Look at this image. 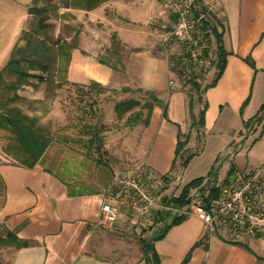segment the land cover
<instances>
[{"label": "crops", "instance_id": "0c3cea01", "mask_svg": "<svg viewBox=\"0 0 264 264\" xmlns=\"http://www.w3.org/2000/svg\"><path fill=\"white\" fill-rule=\"evenodd\" d=\"M220 7L223 18L219 29L228 55L222 75L202 94L201 101L195 96L196 91L192 94L185 89H173L166 94L169 63L153 53V46H142V49L138 46L139 51L132 52L126 62V72L141 87L158 93L159 102L140 135L139 164L160 175L171 170L180 131L190 133L186 153L195 154L185 171L203 176L212 162L217 159L220 164L223 158L220 170L225 163L228 165L225 177H221L219 170L218 184L233 166L235 169L261 166L264 173L263 123L244 127V120L256 115L264 103V0H221ZM159 30L147 29L163 36ZM213 45L217 60L215 40ZM249 55L256 68L244 60ZM73 59L78 65V69H73L75 80L87 84L89 79H96L102 85L111 81L113 68L91 54L79 55L75 50ZM214 66L205 77L217 73L216 62ZM192 96L195 115L205 108L203 122L196 127L191 125L189 100ZM248 97V103L241 110ZM51 145L32 168L20 165L6 152L0 153V238L5 239L11 232L28 243L22 247L14 242L0 245V264H126V259L115 257L117 247L114 246L122 244L120 236L126 232V224H119L122 216L116 226L121 231L115 232L116 228L106 231L97 226L106 183L89 189L96 190L94 194L73 188L67 174L61 176L62 169L48 161ZM64 168L68 170L69 163ZM179 172L183 170L181 159L177 158L171 172L173 178L165 192L177 188L180 193L189 182L181 184ZM169 222L166 219L157 223L153 238L161 232V225ZM153 242L160 264H183L188 253L189 260L184 264H264L257 257H264V237L235 244L220 231L210 234L204 223L193 217L171 227L163 239ZM106 250H111V255ZM142 258L132 264H148Z\"/></svg>", "mask_w": 264, "mask_h": 264}, {"label": "rangeland", "instance_id": "374dc122", "mask_svg": "<svg viewBox=\"0 0 264 264\" xmlns=\"http://www.w3.org/2000/svg\"><path fill=\"white\" fill-rule=\"evenodd\" d=\"M68 1L70 0H0V70L8 61L16 43H25L22 36L24 31H30L34 24L35 15L30 13L34 5L50 7L48 15L52 28L49 34L54 40H67L77 45L71 51L66 72V57L58 58L52 82L30 80L17 91L19 97L6 104L7 97L12 93L1 92L0 113L4 112L6 107L15 106L21 107L30 116L38 117V125L53 139L49 150L51 155L47 159L55 164V168L62 169L60 175L67 174L66 178L73 184V188L81 190L82 193L92 188H100V184L106 183L103 190L106 194L116 173L134 174L133 170L140 163L139 139L144 125L128 121V118L137 112L144 117L147 110L141 109V106L158 97L155 90L141 87L134 80V76L126 72V62L132 52L139 51L138 46H141L140 49L142 46H153V53L169 63L166 94L173 89H185L194 94V79L199 78L204 86L211 83L215 74L205 77L208 73L182 72L174 60L178 54L175 39H171L165 46L162 36L147 31L148 28L153 32L155 28H159L160 34V31L164 33L171 29L173 16L168 0H108L90 11L75 6L67 7ZM75 50L79 55L88 53L98 61L105 60L116 67L113 69L111 81L105 84L107 89L101 90L92 84V79H89L87 84L75 80L73 69L78 67L73 59ZM116 50L118 54L115 53ZM60 75L66 77V80ZM14 78L13 75H6L7 80ZM129 101L134 104L131 108H126L124 103ZM90 126L99 130L104 149L102 153L96 149V143L91 144L90 138L94 135L89 133ZM9 142L7 132L0 129V153H5L4 148ZM188 154L191 153H186V156ZM68 163L67 170L64 166ZM220 164L216 159L203 176L208 178L213 171L218 173ZM139 165L149 170L144 164ZM227 165L228 163H225L221 168V177H225ZM186 167L187 164L182 166L183 172H179L181 184L199 176L194 171H185ZM161 176L163 177L162 174ZM209 187L207 183L204 190H197V195L206 199L205 193L209 191ZM89 192L97 193L96 190ZM175 192L178 193L177 188L164 193L174 195ZM163 215L150 223L148 219H133L124 210L120 211L122 217L119 224H126V232L123 231L120 236L122 244L114 245L117 247L115 257L126 259V264L141 259L143 249L140 238L152 240L156 224L165 222L166 219L169 221L173 217L170 214ZM164 225L163 223L160 229H163ZM119 228L114 231H121ZM98 229L107 231L103 227ZM124 246L126 249L122 250L121 247ZM106 252L111 255L112 251Z\"/></svg>", "mask_w": 264, "mask_h": 264}, {"label": "built area", "instance_id": "2783aa9c", "mask_svg": "<svg viewBox=\"0 0 264 264\" xmlns=\"http://www.w3.org/2000/svg\"><path fill=\"white\" fill-rule=\"evenodd\" d=\"M173 20L164 32L165 46L177 43L174 60L182 72L208 73L216 62L214 28L222 21L221 0H168ZM176 66V64H174ZM198 79V78H197ZM134 174L116 173L106 194L97 226L113 229L124 210L134 219L156 221L162 214L196 218L210 234L222 232L230 241L264 237V173L261 166L235 169L227 175L216 196L206 199L192 191L191 201L173 206L162 201L167 183L164 178L142 165Z\"/></svg>", "mask_w": 264, "mask_h": 264}, {"label": "trees", "instance_id": "16d2710c", "mask_svg": "<svg viewBox=\"0 0 264 264\" xmlns=\"http://www.w3.org/2000/svg\"><path fill=\"white\" fill-rule=\"evenodd\" d=\"M105 1L107 0H70L66 2V4L67 7L75 6L77 8L90 11L97 8ZM49 11V6L34 5L31 7L30 13L35 15V20L34 24L31 26V30L24 31L22 39L25 40V43L23 45L16 43L8 61L0 70V93H12V95L7 97L5 104L17 99L19 97L17 91L30 80L35 79L39 82H52L51 80L55 78L56 62L58 61L59 57H66V67L64 68V71H67L71 51L77 45L76 43H70L67 40L58 41L53 39V37L49 34V31L52 28V23L49 22ZM219 26L214 28V37L217 44L218 53L216 68L218 71L210 84L203 86L197 78L193 81L194 88L196 89L195 96L199 101L202 100V94L206 92L208 88L214 86L217 83L225 68L226 56L228 55V52L223 46V33L220 31ZM262 36H264V32ZM115 53L118 54L119 52L116 50ZM244 60L251 67L256 68L255 62L250 55L245 57ZM99 62L110 65L105 60H99ZM110 67L116 69V67L113 65H110ZM7 74L13 75L15 78L12 80H7ZM60 76L66 80V77L63 75ZM91 82L92 84L98 86L101 90L107 89L105 85H102L95 80H92ZM153 100L154 101H147L141 106V109L144 108L147 110L144 117H142L141 114L137 112L134 115H130L128 121H135L136 123H143L145 127L148 126L153 108L159 102L158 97H155ZM248 101L249 97L243 103L241 110H243ZM133 104V101H129L124 103V106L126 108H131ZM193 106L194 97L192 96L189 100L190 117L192 120L191 125L192 127H196L201 122H203L205 108L200 110L198 115H195L193 112ZM163 115H167L166 109H164ZM38 122V117L26 114L21 107H6L4 112L0 113V129L5 130L10 139V142L4 148V152L11 155L20 165L26 166L28 168L34 167L41 160L53 141L52 136L47 131H45L43 127H40ZM255 123H263L264 127V103L261 105L256 115L250 119L244 120V127L248 128ZM88 130L89 133L94 135L90 138L91 144L93 145L96 143L95 147L99 153L104 152L102 139L97 127L91 128L90 126ZM189 138L190 133H182L181 131L178 133L175 158L173 160L171 170L169 173L163 174V178L167 183H169L173 178L171 172L174 169L177 158L181 159V165L184 167L195 155L193 153L186 156V146L189 142ZM234 170L235 166L229 170L228 175ZM217 174L218 173L213 171V173L208 176V178L205 176L194 178L182 187L180 193L174 195L166 194L163 196L162 201L165 204L173 206H183L191 201L192 191L204 190V185L207 183L210 186L209 196L214 197L218 194L220 188V185L217 183ZM159 216L163 217L164 215L161 213ZM159 216L156 220L159 219ZM185 219L186 218L182 216H173L169 223H165L162 231L157 234L153 240L149 241L144 237L140 238L143 249L142 257L148 264H160V257L155 249L153 241L163 239L171 227L182 223ZM12 242H14L18 247L28 245L27 242L20 241L18 237L11 232L8 233L5 239L0 238V245H8ZM233 243L241 244L238 241H234ZM246 247L252 251L249 246L246 245ZM189 257L190 253L187 254L183 264L189 260ZM257 257L260 260H264V257Z\"/></svg>", "mask_w": 264, "mask_h": 264}]
</instances>
